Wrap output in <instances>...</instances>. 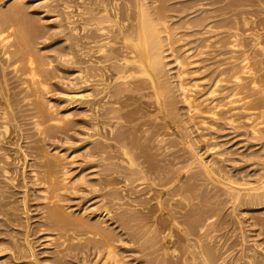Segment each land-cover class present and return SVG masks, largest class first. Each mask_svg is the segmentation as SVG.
Here are the masks:
<instances>
[{
  "label": "rangeland",
  "instance_id": "374dc122",
  "mask_svg": "<svg viewBox=\"0 0 264 264\" xmlns=\"http://www.w3.org/2000/svg\"><path fill=\"white\" fill-rule=\"evenodd\" d=\"M11 1H13V0H2L0 3L1 4L3 3L5 5V9H6V8H8L9 4L11 3ZM24 1H26L27 2V6H29V7H27L29 11H28V14L26 15V17L28 16L29 18L28 19L25 18L26 21H28V23L29 22H32V23L36 22V24H37L38 23L37 21L40 20L41 21V24L38 23L39 25L38 24L37 25L40 27V29H42L41 31H43V32H41L43 34L39 33L42 36L41 35H38L39 37L37 36L38 38H36L35 41H33L36 44H33L34 46H32V49H33V51L36 50V52H37L36 55H39V54H41L43 52L42 55L45 56L44 57L45 60L47 62H51L52 61V63H53L52 64L53 67L48 70V73H49V78L48 79L50 80L49 83L52 85V88H51L50 92L48 94H46L47 96L45 95L46 98L48 99L47 100L45 98V102H46L45 104L47 105L51 101L50 103L53 102L54 109L56 110V112L57 111H59V112H65L66 111V108L68 109L67 106H69V105H67V104H69V100H67V96L64 93H66V91H68L71 88V83L78 81L76 79L78 77V73L76 72V67H75V66L78 65L77 63H75V62H77V58H76L75 54L73 55V52H74L73 50L75 49V46L72 45V44H75V40H74L75 39V36L72 34V31L70 32V29L71 28L68 25V22L66 21L65 14H63L65 11H69V10L65 9V6L66 5H74V2H73V0H59V1L58 0H54V2H52L53 0H51L49 3H47L48 5L46 4L47 7H45V6H43V3L41 2L42 0H24ZM162 1H163V3H162ZM162 1L159 0V3L165 6V8L167 10L168 19L171 21L170 22L171 24L176 23L177 22V19H180L179 17H182L183 16V18H185V15L186 14H184V13H187L191 17L188 16V18H185V20L186 19L187 20H190V19L196 18L197 16L203 15V16H207L209 19L215 20V21L209 20V22L217 25L220 28L219 29L217 27L216 28L217 30L214 29V30L209 31V34H207L208 33L207 32L208 30H203V28H201V27H193L194 30H195L194 31L193 28L187 29V28H184L182 26H179V28H177L178 31L175 30V33H177V34L180 35V36L178 35L179 36L178 37V40H180V41L177 40L178 42H176V44L174 46V48L176 50L175 51L176 54L175 55L172 54L170 56L172 59L169 58L170 59L169 60L170 65L172 67L171 68L169 66V68H170V71H171V69H172V71L169 72V74L171 75V77L168 76L172 80H176L175 81V84H177V79L174 78V77H176L174 75V73L176 74V70H177V65L174 62L175 57L180 56L181 53H183V51L187 50V48L190 49V48L193 47V45L195 47L196 46L195 44H197L198 41L203 40V38H208V36L213 38L214 35H215V37L212 39V41H214L216 38L219 41L220 40L222 41V45L221 46H216L215 47V45H213L210 48L203 49L202 52L201 51H196L195 49H192L191 50V52H192L191 54L193 55L194 52H195V55L193 56V58L191 60L192 61V63H191L192 65H189L188 66L189 68L187 67L188 74L185 77V81L188 80L186 82H190L192 79H195L196 81H198L197 83H199L200 87L197 88L196 91L194 92V95L195 96H197V95L199 96V95L205 93L208 90L209 87L211 88L210 83L211 84L213 83V81L215 80L214 78L217 75V72H216L217 69L215 67H213V66H216L217 67L219 65V62H220L221 58L223 59V58H226L225 56H227V57L229 56L228 55L229 53L223 55L222 57H220L219 54L221 52L226 53L227 51H230V49L226 48V47H228L226 43L228 41H230V37L233 38L234 35H237L238 38H239V40L241 42H243L244 44H246V45L249 42L247 40L251 39L252 37L256 38L257 36L260 37L262 35L260 38L261 39H264V32H262V31H264L263 30L264 29V16H263L264 15L263 14L264 13V6L262 4H260L259 0H242L243 3L247 4V7L239 8V10H243L244 13L246 12L245 13V17L248 18L249 16H251V17L248 18L249 22H251L250 23V26H247V27L243 23V20H242L243 18H241L242 14H239V15L236 16V14H238L240 11L239 12L236 11V12L233 13V12L229 11V9L227 10V8L230 6V3L238 2V1H241V0H162ZM166 1H168V2H166ZM223 1H225V2H223ZM6 2H7V5H6ZM178 3H179V5H178ZM189 4H190V6H189ZM208 4H210V5H208ZM215 4H218V5H215ZM187 5L189 6V8L191 10L188 8ZM182 6H185V7H182ZM220 6H222L223 9ZM181 7H182V9H181ZM192 9H194V10H192ZM180 10H182V11H180ZM183 10H185V12ZM203 10H204V12H203ZM220 11L223 12V13H225V11H226L227 13L223 14ZM259 11H260V13H259ZM177 12H179V13H177ZM182 12H184V13H182ZM191 12H193V13L191 14ZM201 12H203V13H201ZM218 12H220L221 14L218 13ZM30 13L33 14V15H31ZM35 14H36V16H34ZM176 14H179V15L176 16ZM70 15H71V13H70ZM180 15H182V16H180ZM220 16H221V18H220ZM227 17H229V18H227ZM230 17L233 18L234 20L236 18L235 22ZM35 18H37V19H35ZM225 18L227 19L226 22H224V20H222V19H225ZM253 18H254V20H252ZM229 19H231L232 21L229 20ZM185 20L183 19L182 22L185 21ZM257 20H258V22H257ZM253 21H254V23H253ZM172 22H174V23H172ZM58 23H60L62 25H60ZM236 23H238V25H236ZM219 24H220V26H219ZM63 25H64V27H63ZM58 26H60V27H58ZM225 26H227V28H229V29L227 30V28ZM261 26L263 27V29L261 28ZM235 27H237L238 29H236ZM181 28L183 30H185V31H183ZM253 29H254L255 35L251 31ZM180 30H182L183 32L180 31ZM232 30H235L236 32L235 31H232ZM238 30H240L241 32H239ZM247 30L248 31H251V32H248ZM256 30H258V31L256 32ZM192 32H195L196 34L195 33H192ZM182 33L184 35H187L188 34L189 37L186 36V38H185V36ZM198 33H199V35H198ZM201 33H204V34H201ZM229 34L230 35L232 34V35L230 36ZM244 34H246V35L248 34L249 36L250 35L251 36L250 37L248 35L245 36ZM195 35L197 36V38H196ZM216 35H217V37H216ZM252 35H254V36H252ZM243 36H244V38H243ZM190 39H191V41H190ZM217 39H216V41H218ZM225 40H226V42H223ZM186 41H188L189 45H188V43ZM189 41L190 42H193V43H190ZM82 42H84V41H82ZM223 43H225V44H223ZM71 45H72L73 48H70ZM191 45H192V47H190ZM183 46H185V47H183ZM222 46H225V47H222ZM220 47H222V49ZM211 48H212L213 51L211 50ZM218 50H219V52H218ZM252 50H253L252 47H249V46L246 47V48H242V49L236 50L235 51V53H236L235 54V57L238 60L237 63L240 64L241 61L243 60L242 57L244 56L243 55L244 51H248V52L250 51L249 53L250 54H253V51ZM241 51H242V53H241ZM198 52H200V54ZM204 52H205V54L202 55ZM33 53L35 54V52H33ZM67 55H69V56H67ZM216 55L219 56L220 58L219 57H216ZM72 56H74V57H72ZM46 57H48V58H46ZM70 57L72 58V60H71ZM216 59H218V60L220 59V60L218 61ZM239 59H242V60H239ZM83 60H84L83 61V63H84L85 62V59H83ZM216 61H217V63H216ZM194 62H195V64H194ZM209 62L212 63V64H210ZM83 63H81L82 64L81 67L87 66V65H85ZM205 63L207 65L209 63V65L207 66ZM60 64H61V66H60ZM204 66H206V67L203 70V67ZM200 69H201V71H200ZM209 69H210V72H209ZM195 70H196L197 73H194ZM206 74H207V76H206ZM214 74H215V76H214ZM173 75H174V77H173ZM211 76L213 77V79H212ZM10 77H12V76H10ZM205 77H208V78H205ZM51 79H52V81H51ZM247 79L248 78H246L245 80H247ZM16 81H17L16 79H12V81H11V84L12 85L11 86L15 87L17 85V83L15 84ZM200 81H202V82H200ZM261 82H262V84L264 86V72L262 73ZM69 84H70V86H69ZM67 87H69V89H67ZM226 87H228V89ZM230 88H231V85H229V86L228 85H222V87H220V89H219L222 92L218 91V93H216V98L217 99H222L223 96H225L226 94L229 93ZM223 91H226V92H223ZM62 94H64L65 96L62 95ZM223 94H225V95H223ZM219 95L221 97H219ZM259 102L256 104L257 106L256 105L254 106V108H253V110L251 112L253 114L254 113L255 114L257 113V115H256L257 117L255 116V118L257 120L259 119L258 122L260 121L263 124L264 123V117H261V116H262V114L264 115V113H263L264 112V102H263V104L262 103H259ZM21 105L23 106V104H21ZM21 105H19V107H21ZM24 105H26V104H24ZM179 105H180V107H179ZM183 106H184V104L182 102H180L178 104V107L180 108V112L182 111L185 114V112H186L185 111V108H183V110L181 108ZM24 107L27 108V106H23V107H21L19 109L18 108V105L16 107H14L15 111H16V109H19V111L18 112L16 111L15 114H17L19 112H20V114H22L23 112H21V111H24V113L27 116H24L25 115L24 113L21 116L19 114H17V115L20 116L21 119L19 117H17V115H16V119L17 118H19V119H17V120L15 119L16 122H15V120H13V121L11 120L13 122V125L14 126L11 125V123L9 121V126L11 125L9 127L10 130L8 132L9 135L2 132L7 137L5 135H3V137L5 136V138H6V139L5 138L3 139L5 143H3V141L0 142V144H1L0 145V150L3 151L2 153L0 151V165L1 166H4V167L6 165H8L7 167L10 169V173L8 174L9 176L6 175V174L3 175V173H2L3 171L0 172L1 176L3 175L2 177L0 176V190L1 189L3 190V191L2 190L0 191L1 192L0 193V197L2 196L1 199H0V201L1 202L2 201H5V202H3L4 204H1L0 203V209L1 208H4L5 207V203H6V207L4 208V210H2V209L0 210V215L2 213V215L0 216V241L3 242V240H4V243L3 244H2V242H0V247H1L0 249L6 248L4 246H7L8 243H12V244L16 245V248L18 249L17 250L15 248L14 249L8 248L9 250L6 251L7 253L6 252L4 253L5 257L0 258V261H1L0 264H4V263L5 264H17L18 262H19L18 264H28V262H29V264L30 263L31 264H36V261H37V264H54L55 262H56L55 264H57V263L58 264H62V262H63V264H98L100 260H97V259L94 258V257H96V254L98 252L97 250H99V251L102 250V252H103L105 250V248H106L104 245H102L103 244V241H100L101 240L100 237H98L95 234V233L98 232V229H99V228H97L98 226H100V227H107L108 226L107 228L110 227V230L113 229V228H115V230L114 229L113 230L116 233L119 230V232H118L119 234L118 233L117 234L119 235V237L121 236V238L118 239L120 241V243L118 245V242H116V241H118L116 239L117 238V234H116V238H115V242L116 243L114 242V245H115V247L118 245L116 247L118 249H115V251L116 250H117L116 252L119 251L118 252L119 256L121 258L124 257L123 258L124 261L125 262L127 261L128 264H129V262H132L130 264H137L138 262L139 263L141 262L140 264H152V263L155 264V262H156V264H158L159 261H162L164 259V252H163V250H161V249H163V244H162L163 242L157 241V240L154 241V239H153L154 238V235H155V232H152L153 231V221H152L153 220L152 219V217H153V206H156V204H157V201H156V203H155V201H153V190L156 193V195L160 194V189L163 190L164 188H162L160 186H157V185H160L163 182H165L167 180H172L174 178H176L178 180V177L177 176L179 174H180V177H181V179L183 181H181V179H180V181H179L180 183L178 182L177 183V186L175 187L176 189L175 190L173 189V190L175 192L179 193V195L177 193L176 194L178 196H180L181 198H183V200L185 199V201L183 202V200H181L180 197H177V195L174 194L175 192L173 190H172L173 193H171L172 195L171 194H170V196L169 195H166L163 198V200H164L163 202H165V204L166 203H169V200H172L170 203H171L172 207L174 208V210L177 212V215L176 216L178 218L180 217L179 219L177 218L178 220H180L179 221V224H180L179 226L182 227L183 226V221L189 220V219L195 220L197 218L200 221L203 220L204 222L206 221V219H208L209 220V227H208V229L206 231H207V233L208 232L211 233L214 236V239L215 238H217V239L216 240L213 239L214 241H211L212 244L210 243V241L207 242L206 244L208 246L215 247V248L217 246V249L220 251L218 254H219V256H221L222 258L225 259V264H241V262H243L242 264H247V263L248 264H264V259H263L264 258L263 257L264 256V253H263L264 252V242H263L264 241V203H263L264 202V199H263L264 198V185H262L263 184L262 182L264 181V178H263L264 177L263 176L264 175V132H262L260 136H253L251 134L250 128L248 126V123H247L246 119H243L244 118L243 116H245V113L246 112H244L242 110L241 111L240 110H236V111L233 112V115H236V116L239 115V116H237V118L238 119L240 118L239 122L236 123V124H232V123H230V122H228L226 120H221V119H218L217 120V119H214V118H208V119H206L208 124L207 125H203V124L201 125V124H199V122L201 121V119H198L199 121H197V120L195 121V124L196 125L194 123H189V125H188V126H190L192 128L191 130H192L193 134H191L192 133L191 131L185 130L186 129L185 128L186 125H184V123H182L181 121H179V123L180 124L182 123L183 125L182 124L181 125L184 126L181 129L182 134L183 135L185 134L188 140L193 141V138H194L193 135L195 136V138L197 140H200L199 135L201 136V134L205 135L206 137L208 136L205 141H203L202 139L200 140L201 141V143H200V145H201L200 151L201 152L200 153L203 154V155H205L204 157H205V159L207 161L211 162L212 164L215 163V165L213 164L214 165V168H215V172H214L215 174H213V175L211 174V177L214 178V179H212L210 177V175L205 174L206 172L203 169H201V167L199 165L197 166V164L193 163L192 157H190V156H192L191 151L188 150L189 148L187 146H185V144H182L179 139L177 141V138L175 136H173L170 131H166L165 132V130L163 128H161L159 122L156 121V116H153L154 119H153V117H147V118L145 117L144 119H140L139 121H137L135 123V124H137L139 122V125L140 126L141 125L143 126V124H145V123H146L145 125H147V126L144 125L143 127L141 126V128L139 130L142 129V131H137V133H138V146L141 143V145L139 147H137L136 144H133L131 141H127L124 144L117 142L116 141V138H115V137H117L116 135H118V132H117L113 136V141H115V142H113L112 140H109L108 142H106V145H105V150H106L105 157L101 158V156L103 154H100L98 156V154H93V152H92V146L93 145L90 142V140L92 141V139H89V136L90 135L91 136L94 135L93 139L94 138L95 139L96 138L97 139H101V137H99L98 134H97V136L99 138L97 136H95L96 132L92 131V127L90 126V124H88V121L90 120V118H88V117H90V116L84 118V115H87L86 114L87 111L85 110V107L86 106L85 107L84 106H81V107L79 106V107H77L78 109L77 108L73 109L72 111H74V113L72 112L73 113V115L71 116L72 118H69V119H73L74 121H76V123H74L73 121H70L69 123H66L67 122L66 121L65 124H63V125L66 126L67 129L64 128V126L62 125L63 127L61 129L57 128L54 133H52L49 136H47V138H46L47 140L45 139L46 136H44V137L41 136L42 138H44V140H43L40 137V135L36 132L34 126H32V124H33V122L35 120L34 119L35 117H33L34 116L33 113H35V115H36L37 114V111L35 109H33V111L35 110V112L28 111V110H30V107H32V108H35V107H33V106H30L29 107L28 106L29 107V108H27L28 110L27 109L26 110H23V109H25ZM258 107H259V109H258ZM81 109L84 110V111L82 112ZM256 110H258V111H256ZM76 111H79V112H76ZM145 111H143V112H145ZM182 112H181V114L183 115ZM259 112H262V114L260 115ZM82 114H83V116H82ZM76 115L79 116V117H77ZM157 115L160 116V114H157ZM29 116H30L31 119H29ZM80 116L82 118H80ZM183 116L185 117V115H183ZM32 117H33V119H32ZM86 118H88V119H86ZM260 118L263 119V120L261 119L263 122L260 120ZM77 119H79V120L77 121ZM18 120H19V123L17 122ZM217 121H218V123H217ZM71 122H73V123H71ZM210 122H212V123H210ZM156 123H157V125H156ZM71 124H72V126H71ZM75 124H76V126H75ZM158 124H159V126H158ZM150 125L151 126L154 125L153 126L154 128L151 127ZM261 125H259V126L264 131V124L262 126ZM17 126H19L20 129ZM68 126H70V127H68ZM156 126H157V128H156ZM21 128H22V130H21ZM149 128H151V129H149ZM183 128H184V131H183ZM218 128H220V129H218ZM16 129L19 130V131H17ZM57 130L59 132H57ZM63 130L66 131V132H64ZM147 130H150V131H147ZM158 130H160V132ZM195 130H197V131H195ZM15 131H16V134H15ZM22 131H24V132H22ZM30 131H32V132H30ZM85 131H86V133H85ZM185 131L188 133V135L190 137L187 136V133ZM209 131H210V133H209ZM20 132H22L21 134L24 137L21 136ZM80 132H81V134H80ZM36 133L39 136H37ZM145 133H146L147 136L145 135ZM158 133H159L160 136L157 135ZM163 133H164V135H163ZM53 134H54V136H53ZM151 135H152V137H151ZM155 135H156V137H155ZM185 135H184V137H185ZM247 136H250V138L247 137ZM160 137L163 140L165 139L163 143L162 142H158L159 140H161V139H158ZM40 138L44 142L41 141ZM153 138H155V139H153ZM51 139H53V140H51ZM141 139H142V141H141ZM145 139H146V141H145ZM156 139H157V142L159 144L158 143L156 144V141H155ZM251 139H254V140L251 141ZM101 141H105V140L104 139H101ZM110 141H112V142H110ZM152 141L153 142L155 141V142L153 143ZM29 142H30V144H29ZM85 142H86L87 145L85 144ZM165 142H166V144L164 145ZM177 143H179V144H177ZM162 144H163V146H160ZM170 144H171V147H173L171 149L168 148V147H170ZM215 144H216V146H215ZM134 145H135V147H134ZM211 145H214L213 147H216V150L215 151L207 150L209 148V146L212 147ZM108 146H110L111 148H109ZM123 146H124V148H123ZM141 146H143V148ZM174 146H176V147H174ZM32 147L35 148V149H33ZM119 147H121V149ZM160 147H162V148L160 149ZM163 147H165V148H163ZM107 148H109V149H107ZM125 148H126V150L128 149L129 151L132 148L135 149V151H133V153H132L133 154L134 161L137 162L136 165L139 166V168H144L145 171L147 170L145 172V175H142L141 176V175L133 174V172L131 170V166L128 163L129 162V159L126 156H124V150H125ZM136 148H137V150H136ZM166 148H167V150H165ZM41 149H44V151L41 150ZM46 149H47V151H46ZM34 150H36V151L34 152ZM86 150L88 151L89 154L86 153L87 152ZM122 150H123V152H122ZM218 150H219V154L217 152ZM22 151H23V153H22ZM41 151H43L45 153H43ZM54 151L55 152L59 151V152H62V153L68 154V155L69 154L75 155V160H74V163H72V164L70 162H68V161H71V158H69V160L67 161V163H66L65 160L64 161H58L56 163H55V161L53 159L52 160L55 163V167H56L55 169L57 170V173L60 174L59 175V180H61L60 182H62V179H63L62 178L63 177L62 174H63V172L65 170L64 167L67 170L69 169L70 172H72V173H70L69 180H68L69 183L71 182V187L70 186L68 187L70 190L69 189L68 190H65V191L62 190V192L64 191L63 192L64 194L61 191H59V194L61 196V199H63V201L61 200L63 202V204H60V205H61L64 213L65 212L66 213L68 212L67 215L70 218H77L79 216V214H80L79 217H81V219L83 220V223H81L82 221L80 223L77 222L76 223L77 226L76 225H74V226L72 225L71 227L70 226H65L62 230H59V228H58L61 225L60 226L59 225L58 226L57 225H52V223H50L51 221H49V219H45V218H48V214L47 213H48L49 209L53 208L51 205L54 206V204L53 203L48 204V201H46L47 203H45V201H43L42 198H39V197L42 196V193L41 192L44 191L45 189H47V186L50 187L49 186V181L46 183V181L48 180V178H47V169L44 166L45 165L44 159H43L44 158V154H46V153L47 154L48 153L51 154L52 153V155H53L54 154ZM146 151H148V152H146ZM4 152H7V154L10 156V159L11 158L12 159L6 162V160L3 159L4 158L3 155L6 154ZM214 152H216L219 156L216 153H214ZM223 153H225V154H223ZM33 154H34V157H33ZM36 154H38V155H36ZM52 155H50V156H52ZM220 155H222L223 157H221ZM26 156H28V157L26 158ZM177 156H179V157H177ZM34 158L36 159V162H35V159ZM37 158H39V159H37ZM40 158L43 159V161ZM24 159H27L28 161L27 160H24ZM1 161H3V162H1ZM93 161H94V163H92ZM189 162H190V164L192 163V165H190V164L187 165ZM61 163H62V165H61ZM15 164H17V166ZM24 164L26 166H24ZM31 164H32V166H30ZM19 165H21V166H19ZM1 166H0V169L3 168ZM187 166H189V167H187ZM14 167L15 168L18 167V168L15 169V170H13ZM152 167H155V169L157 171L154 168H152ZM156 167H158V168H156ZM34 168H35V170L37 168L36 172H34L35 171ZM39 168H40V170H39ZM185 168L189 169V171L187 169H185ZM193 168H195V169H193ZM59 169H61V170H59ZM32 170H34L33 172L34 173H37L38 175H40V173H42V172L44 173V171H46L45 172L46 175H44V174L43 175H40L43 178H41V177L39 178V176H38L39 180L32 179L33 178L32 177L33 176ZM56 170H55V172H56ZM153 170L156 173L153 172ZM176 170H178V171H176ZM12 171H14V172H12ZM37 171H39V172H37ZM40 171H42V172H40ZM58 171H60V172H58ZM216 171H217V173H216ZM165 174H167V175H165ZM175 175H177V176H175ZM6 177H7V179H9V177H10V179L7 180ZM57 177H58V175H57ZM80 177H86V180L87 181H83V183H80V182L78 183L77 181L79 180ZM194 177H195V179H194ZM44 178H46V179H44ZM127 178H129L130 181H127V180L125 181V179H127ZM163 178H166V179H163ZM219 178L221 179V181L223 180L222 182H226V184H227V182H229L228 179L231 178L232 180L229 179L230 181H234L238 185L241 184L240 185L241 187L243 186V184H245V187L246 188L247 187H252V186L257 187V191L259 190L257 192L259 194V197L258 196L257 197L254 196V197H250V198L249 197H246V195L248 194V192H247V190H245L246 192L243 191L242 197L238 200L240 202L239 203V202L235 201V199L231 198L230 197V194H228V190L226 188H223V186H221V184L219 182H217V181H220ZM223 178H225V179H223ZM226 178H228V179H226ZM41 179L42 180L44 179L43 180L44 183H43V181H40ZM75 179H77L76 182H75ZM258 179H261V180L259 181ZM31 180H32V182H31ZM84 180H85V178H84ZM156 180H159L160 182L159 181H156ZM257 180L259 182H256ZM7 181H9V182H7ZM11 181L15 182L14 185L11 184V183H13ZM154 181L156 182V184H155ZM72 182H74V183H72ZM250 182H252L253 184L250 183ZM75 183H77V184H75ZM208 183H209V186H206ZM43 184H45V185L47 184V185L46 186H43ZM74 184L77 185V186H75ZM256 184H257V186H256ZM153 186H155V187H153ZM187 186H189L190 188L187 187ZM72 187H74L73 189H75V190L71 189ZM194 187H195V189H194ZM158 188H159V190H158ZM110 189H112V191ZM187 189H189V190L191 189L190 192ZM79 190H80V192H79ZM148 191H150L151 193L148 192ZM157 191H159V192H157ZM24 192L25 193L28 192V195L29 196L27 194H25ZM184 192L188 193V195L186 193H184ZM262 193H263V195H262ZM3 194H5V195H3ZM11 194H12V196H11ZM189 194H191V197L192 196H195V197L194 198L193 197L191 198L189 196ZM243 194L245 195V197H244ZM8 195H10V196H8ZM108 195L111 196L112 198L109 197ZM25 196H27V197H25ZM186 197H187V199L192 200V201L186 200ZM199 197H200V199H199ZM174 198H176L177 200L174 199ZM196 198H198V199H196ZM6 199H8V201ZM116 199L118 200V202H117ZM178 199L180 201H182V203H184V204H182L180 201H178ZM245 199H247V200L245 201ZM50 202H51V200H49V203ZM209 202H210V204H209ZM211 202H213V203H211ZM241 202H243V203H241ZM24 203H25V205H23ZM199 203H200V207H199ZM256 203H258V204H256ZM42 204H43V206H42ZM213 204L216 205V206H214ZM241 204H244V205H241ZM248 204H250V205L248 206ZM251 204H252V206H251ZM260 204H262V205H260ZM64 205H65V207H63ZM104 205L108 206V208L107 207L104 208L105 207ZM181 205H184V206H181ZM187 205H189L190 208ZM191 205L194 208L191 207ZM212 206H213V208L211 209ZM239 206H241V207H239ZM101 207L104 210H102ZM186 207H187V209H186ZM11 208H12V210H11ZM13 208H14V211H13ZM86 208H88V210ZM98 208L100 210H102V211L99 212V209ZM203 208H204V212L202 210ZM46 209H48L47 210V213H46ZM96 209L98 211H96ZM106 209H107V211L109 213H107V211H105ZM145 209H146V211H145ZM193 209H195V210H193ZM24 210H25V212H24ZM69 210L72 211V212H70ZM83 210H85L86 213H84ZM109 210L112 211V212H110ZM178 210H180V211L182 210L184 212V214L187 215V216L183 215V212L182 211H181L182 213H179L180 211H178ZM189 210H190V212H188ZM191 210H193V212ZM42 211H43V213H42ZM209 211L210 212L212 211V212L210 213ZM129 212H131V213H129ZM146 212H147V214H146ZM5 213H6V215H5ZM7 213H9L8 214V217L10 216L9 218L7 217ZM12 213L13 214L15 213V214L12 216ZM71 213H72V215H74V217H72ZM82 213H84V214L81 215ZM113 213L115 214V217H114V214ZM190 213H192L191 216H190ZM201 213H202V215H201ZM106 214H110V215L107 216ZM178 214H180V216H178ZM4 215L6 217H4ZM102 215H103L104 218L102 217ZM97 216H98V218H97ZM211 216H213V217H211ZM110 217L112 218V221L110 220L111 219ZM181 217H182V219H181ZM18 218H20V219H18ZM94 218L96 220H94ZM107 218H108V220H107ZM113 218L115 219V221H114ZM183 218H185V219H183ZM2 219H4L3 221H5L7 219L8 220H7V222L5 221V223H4L3 221H1ZM14 219H15L16 222L14 221ZM97 219H102L103 221L102 220L101 221L99 220L100 222H97L98 221ZM9 220H11V221H9ZM90 220H93V221H90ZM117 220H119L120 222L117 221ZM126 221H128V222H131L132 221V222L131 223H128ZM45 222H48L49 225L48 224H45L43 226L42 223H45ZM95 222L98 223V224H96ZM16 223H18V224H16ZM106 223H108V224H106ZM142 223H145L146 225L145 224H142ZM147 223H148V225H147ZM81 224H83L85 226H83ZM93 224H94V226L96 225V227H94ZM105 224H106V226H105ZM116 224L117 225L119 224V225L117 226ZM210 224H212V225H210ZM88 225H89V227H87ZM120 225H121L122 228L124 227L125 229L123 228V230H122V228L119 227ZM55 226H57L56 227L57 229L55 228ZM80 226H82L83 228L80 227ZM127 226H129V227H127ZM145 226H147V227H145ZM5 227L8 228V229H4ZM86 227H87V229H86ZM151 227H152V229L150 230ZM65 228L66 229L68 228V230H66ZM81 228H82V230L83 229H85V230L82 231ZM90 228H91V230H92V228H96V229H94V230L91 231ZM141 228H142V232L143 233L141 232ZM175 228H176V226L174 227V231H175V233H176L177 236H176V238H174V241H177V242H174V245L176 243V247L178 249H181L182 246H184V244H183L184 243V236H183L182 233L177 232L178 231V228L177 229H175ZM9 229H10L11 232L9 231ZM128 229H130V230H128ZM3 230H5V231H3ZM7 230H8V232H7ZM65 230H66V232H65ZM212 230H213V232H212ZM60 231H62V232L64 231L63 234ZM84 231H86L85 233H87V232H89V233H87L86 236H85ZM93 231H94V233H93ZM95 231H97V232H95ZM135 231H136V233H135ZM2 233L3 234H6V236L3 235ZM92 233L95 236H97V237H94V235ZM67 234H69V235H67ZM50 235H52V237H49ZM135 235L137 236V238H135L136 237ZM15 236H16V238H15ZM216 236H219V237H216ZM7 237H8V239H7ZM53 237L56 238V239L55 240L54 239L52 240ZM76 237L78 239H76ZM86 237L88 238V240H86L87 239ZM126 237H128V239ZM181 237H182V239H181ZM4 238H6V239H4ZM18 238H19V240H18ZM24 238H25V240H24ZM70 238H73V239H70ZM79 238H80L81 241L79 240ZM84 238H85V240H84ZM124 238H126V239H124ZM63 239L65 241L67 240L66 241V244H65V242H63ZM89 239H90V241H89ZM130 239H131L132 242L130 241ZM9 240H10V242H9ZM15 240H17V241H15ZM76 240H78V241H76ZM91 240H93L94 243L96 241V243L94 244L93 242H91ZM74 241H76V243ZM98 241H100V242H98ZM218 242H219V244H218ZM16 243H18V244H16ZM25 243H26L27 246L25 245ZM61 243H63V244H61ZM90 243H92V244H90ZM97 243L99 245L101 244V246H99V247L96 246ZM215 243H216V245H215ZM222 243H223V245L221 246ZM77 244H79V245L77 246ZM93 245L95 247H97L96 248L97 250L95 248H93L94 247ZM132 245H134V246H132ZM153 245H154V247H153ZM29 246L32 247L33 249L35 248L34 250L36 251V255L38 256V257H36V259H33V258L29 257L30 255L28 254V252H24V254H23L24 256L21 257L22 260L19 258L18 255L16 256V254H18V251L19 250H23L24 251V250L28 249ZM66 246H68V247H66ZM121 246H122V249L120 248ZM255 246H256V248H255ZM62 247L65 249V251L63 250ZM100 247L101 248L103 247L104 250L101 249ZM126 247L127 248L129 247L132 250H129V248L127 249ZM222 247L225 248V249H223ZM231 247H232V249H230ZM68 248L70 250L71 249L72 250L71 251L70 250L67 251ZM91 248L93 249V252H91ZM74 249H76V250H74ZM79 249H82V250H79ZM125 249H126V251H125ZM221 250H222V253L223 254L221 253ZM225 250H226V252H225ZM240 250H241V252H240ZM16 251H17V253L14 254V252H16ZM130 251H132V252L130 253ZM155 251H157V252H155ZM249 251H251V253ZM254 251H256V252H254ZM60 252H62V253L60 254ZM86 252L88 254H86ZM122 252H124V253H122ZM238 252H239V254H238ZM121 254H124L125 256L124 255L121 256ZM11 255L13 256L14 261L12 260V256ZM61 255H63V256L61 257ZM126 255H127V257H126ZM142 255L145 256V257H143ZM158 255H159V257H158ZM223 255H225V256H223ZM252 255H253V257H252ZM256 255H257V257L260 256V258L263 261L260 258H257ZM59 256H60V260H59L60 263L58 261ZM83 256L85 258V262L83 261L84 260ZM135 256H136V258H135ZM56 257H58V258H56ZM156 257H158V259ZM242 257H244V258H242ZM248 257H249V259L252 258V259H250L251 261L248 259ZM142 258H143L144 261L142 260ZM167 258H169V257H167ZM61 259H63V260L61 261ZM81 259H83V260L81 261ZM240 260H243V261L240 262ZM33 261H35V262H33ZM12 262H14V263H12ZM110 264H112V263L110 262ZM180 264H182V263H180Z\"/></svg>",
  "mask_w": 264,
  "mask_h": 264
},
{
  "label": "bare ground",
  "instance_id": "6f19581e",
  "mask_svg": "<svg viewBox=\"0 0 264 264\" xmlns=\"http://www.w3.org/2000/svg\"><path fill=\"white\" fill-rule=\"evenodd\" d=\"M2 0H0L1 2ZM51 0H42L41 2L43 3V6L47 7V3H49ZM59 1V0H58ZM162 1V0H160ZM30 2V1H29ZM35 2V1H34ZM54 2V0L52 1ZM74 5H66L65 9L69 10V11H65L63 14H65L66 17V21L68 22V25L70 26V32L72 31V34L75 36V44H72L73 46H75V49L73 50V55L75 54L76 58H77V63L75 66L76 67V72L78 73V77L76 78L78 81L77 82H73L71 83V88L69 89V87H67V89H69L68 91H66V93H64L67 96V100H69V106L68 109L66 108L65 112H59L54 109V105L53 102L52 103H48L47 105L45 104V98H46V94H48L52 88V85L49 83V73L48 70L51 69L52 66V61L51 62H47L45 60V56L42 55L43 52L39 55H36L37 52L36 50L33 51L32 46H34L33 41H35L36 38H38V35H41L43 33V31H41L42 29H40V27L38 26L41 21H37L38 25L36 24V22L32 23L26 21V19H28L29 17L26 15L28 14V8L29 6H27V2L24 0H13L11 1V3L9 4L8 8L5 9V5L2 3H0V142L3 141L4 142V138H5V134H8L9 130H10V126L13 125V120L16 119V115L19 114L20 116L23 115L24 111L22 114L17 113L15 114V112L19 111V109L23 106H27V108H29L30 106H33L35 108L30 107V110H28L26 107H24L25 109L23 110H28V111H33V109H35L37 111V114L35 115V113H33V117H35L34 122L32 124V126H34L36 132L40 135V137H45V139L47 138V136H49L50 134L54 133L56 131L57 128L61 129L66 123H69L70 121H73L74 123H76V121H74L73 119H69L72 118L71 116L73 115L74 111H72L73 109L77 108V107H81V106H86L85 110L88 112H86L87 115H84L85 117L90 118V120L88 121V124H90V126L92 127V131L96 132L95 136L101 137V139H104L105 141H101V139H93L94 135H90L89 139H92V141L90 140L92 146V152L93 154H98V156L100 154H103L101 156V158L105 157V145L106 142H108L109 140L113 141V136L114 134H116L118 132V135H116V141L119 143H125L127 141H131L133 144H136L137 147H139L141 145V143L138 146V133L137 131H142L139 130L141 128V126L139 125V122L137 124H135L137 121H139L140 119H144L145 117H153L156 116V121L159 122L161 128H163L166 131H170L172 133L173 136H175L181 141L182 144H185V146H187L189 149V151H191L192 156V161L193 163L197 164V166L199 165L201 167V169H203L206 173L210 175L211 174H215V168L214 165L215 163H211L209 161H207L205 159V155L201 154L200 152V143H201V139L203 141L206 140L205 135L201 134L200 140H197L195 138V136L193 135V141L188 140L186 135L184 137V135L182 134V126L184 123V125H186V129L185 130H189L192 132V128L189 125V123H194L195 121H199L198 119H201V121L199 122V124H203V125H207V120L208 118H214V119H221V120H226L232 124H236L239 122L240 118L238 119L237 116L239 115H233V112L236 110H242L245 113V116H243V119H246L248 126L250 128V132L253 136H260L262 132H264L259 125H261L262 123L255 118V116L257 115V113L254 115L251 111L253 110L254 106L259 102L262 103L264 102V86L261 82V77H262V73L264 72V39H261L260 37L262 36H257L256 38L252 37L251 39L247 40L249 41L248 44H244L243 42H241L238 38L237 35H234L233 38L230 37V41H228L226 44L228 47V49H230V51H227L226 53L221 52L219 55L220 57H222L223 55L229 53L228 57L225 56L226 58H221L219 65L213 66L217 69V75L215 76V80L213 81V83L211 85V88L209 87L208 90L201 94V95H194V92L196 91L197 88L200 87L199 83H197L198 81H196L195 79H192L190 82H186L188 80L185 81V77L188 74L187 72V67L189 65H192V58L195 55H192L191 50L195 49L196 51H201L205 48H210L213 45L216 46H221L222 45V41L217 40L216 39L214 41H212V37L208 38H203V40L198 41L197 44H195L196 46L192 47V45L190 47L192 48H187V50L183 51V53H181L180 56L175 57L174 62L177 65V70H176V74L174 73V75L177 77H173L175 79H177V84H175L176 80H172L171 78H169L168 76L171 77V75L169 74L170 68V62H169V58H171L170 56L173 54L175 55V44L176 42L180 41L178 40V37L180 36L179 34L175 33V30L178 31L177 28H179V26H182L184 28L190 29L193 27H201L203 28V30H208L206 33L209 34V31L216 29L218 26L209 22V20H213V19H209L207 16H197L196 18L190 19V20H185V18H188L187 13H184L185 10H183L185 15V18L179 17L180 19H177V22L174 24H171L170 20L168 19V15H167V10L165 8L164 5L159 3V0H73ZM72 2V3H73ZM168 2V1H166ZM165 2V3H166ZM171 2V1H170ZM179 2V1H178ZM184 2V1H183ZM214 2V1H213ZM222 2V1H221ZM225 2V1H223ZM229 2V1H228ZM260 4H262L264 6V0H259ZM67 3V2H66ZM163 3V1H162ZM199 3V2H198ZM218 3V2H217ZM252 3V2H251ZM29 4V3H28ZM47 4V5H46ZM213 4V3H212ZM7 5V2H6ZM179 5V3H178ZM185 5V4H184ZM210 5V4H208ZM218 5V4H215ZM261 5V6H262ZM42 6V5H41ZM188 6V5H187ZM190 6V4H189ZM188 6V8H189ZM194 6V5H193ZM196 6V5H195ZM200 6V5H199ZM258 6V5H257ZM260 6V7H261ZM44 7V8H45ZM50 7V6H49ZM167 7V6H166ZM185 7V6H182ZM181 7V9H182ZM205 7V6H204ZM208 7V6H207ZM222 7V6H220ZM244 8L247 7V4L243 3L242 0L238 1V2H234V3H230V6L227 8V10L229 9V11L231 12H236V11H240L237 15L242 14L241 18H243V23L244 25L250 26V23L248 18L251 17L249 16L248 18L245 17V13L243 10H239V8ZM254 7V6H253ZM43 8V7H42ZM192 8V7H191ZM198 8V7H197ZM250 8V7H249ZM64 9V10H65ZM174 9V8H173ZM176 9V8H175ZM187 9V8H186ZM190 9V8H189ZM212 9V8H211ZM214 9V8H213ZM223 9V7H222ZM263 9V8H262ZM191 10V9H190ZM194 10V9H192ZM226 10V11H227ZM182 11V10H180ZM189 11V10H188ZM225 11V13H227ZM68 12V13H67ZM71 15H70V13ZM195 12V11H194ZM204 12V10H203ZM201 12V13H203ZM207 12V11H206ZM221 12V11H220ZM218 12V13H220ZM179 13V12H177ZM193 12H191L192 14ZM215 13V12H214ZM223 13V12H221ZM220 13V14H221ZM223 13V14H225ZM254 13V12H253ZM258 13V12H257ZM260 13V11H259ZM31 14V13H30ZM183 14V15H184ZM190 14V13H189ZM213 14V13H212ZM231 14V13H230ZM248 14V13H247ZM250 14V13H249ZM264 14V13H263ZM33 15V14H31ZM70 15V16H69ZM179 14H176V16ZM200 15V14H199ZM205 15V14H204ZM214 15V14H213ZM228 15V14H227ZM36 16V14L34 15ZM60 16V15H59ZM175 16V17H176ZM226 16V15H225ZM232 16V15H231ZM264 16V15H263ZM64 17V18H65ZM174 17V16H173ZM191 17V16H190ZM213 17V16H212ZM223 17V16H222ZM233 17V16H232ZM26 18V19H25ZM40 18V17H39ZM214 18V17H213ZM217 18V17H216ZM219 18V17H218ZM221 18V16H220ZM219 18V19H220ZM229 18V17H227ZM231 18V17H230ZM37 19V18H35ZM34 19V20H35ZM185 20L182 22V20ZM218 19V20H219ZM233 19V18H231ZM229 19V20H231ZM260 19V18H259ZM262 19V18H261ZM61 20V19H60ZM224 20V22L227 21V19H222ZM234 20V19H233ZM236 20V18H235ZM234 20V22H235ZM251 20V19H250ZM254 20V18L252 19ZM179 21V22H178ZM215 21V20H213ZM212 21V22H213ZM217 21V20H216ZM220 21V20H219ZM232 21V20H231ZM260 21V20H259ZM233 22V23H234ZM237 22V21H236ZM258 22V20H257ZM223 23V22H222ZM232 23V22H231ZM254 23V21H253ZM60 24V23H58ZM62 25V24H60ZM67 25V26H68ZM236 25H238V23H236ZM242 25V24H241ZM252 25V24H251ZM220 26V24H219ZM222 26V25H221ZM244 26V27H245ZM259 26V25H258ZM42 27V26H41ZM60 27V26H58ZM64 27V25H63ZM227 28V26H225ZM234 27V26H233ZM238 27V26H237ZM237 27H235L236 29H238ZM62 28V27H61ZM60 28V29H61ZM219 28V27H218ZM223 28V27H222ZM240 28V27H239ZM261 28L263 29V27L261 26ZM44 29V28H43ZM182 29V28H181ZM220 29V28H219ZM229 28H227L228 30ZM248 29V28H247ZM256 29V28H255ZM183 30V29H182ZM180 30V31H182ZM192 30V29H191ZM194 30V28H193ZM192 30V31H193ZM198 30V29H197ZM202 30V29H201ZM202 30V31H203ZM217 30V29H216ZM242 30V29H241ZM245 30V29H244ZM249 30V29H248ZM247 30V31H248ZM264 30V29H263ZM185 31V30H183ZM182 31V32H183ZM195 31V30H194ZM223 31V30H222ZM235 31V30H232ZM239 32H241L240 30H238ZM252 33L255 35L254 33V29L251 30ZM248 31V32H251ZM258 30H256L257 32ZM197 32V31H196ZM201 32V31H200ZM236 32V31H235ZM243 32V31H242ZM247 32V33H248ZM264 32V31H262ZM41 33V34H39ZM180 33V32H179ZM187 33V32H186ZM189 33V32H188ZM195 33V32H192ZM213 33V32H212ZM215 33V32H214ZM183 34V33H182ZM191 34V33H190ZM189 34V35H190ZM196 34V33H195ZM204 34V33H201ZM236 34V33H235ZM179 35V36H178ZM184 35V34H183ZM199 35V33H198ZM230 35V34H229ZM232 35V34H231ZM230 35V36H231ZM239 35V34H238ZM245 36H247L246 34H244ZM252 35V36H254ZM38 36V37H37ZM42 36V35H41ZM40 36V37H41ZM185 38L187 35H184ZM192 36V35H191ZM196 36V35H195ZM212 36V35H211ZM221 36V35H220ZM219 36V37H220ZM249 36V35H248ZM251 36V35H250ZM249 36V37H250ZM72 37V36H71ZM182 37V36H181ZM199 37V36H198ZM217 37V35H216ZM228 37V36H227ZM240 37V36H239ZM197 38V36H196ZM202 38V37H201ZM244 38V36H243ZM242 38V39H243ZM263 38V37H262ZM181 39V38H180ZM193 39V38H192ZM220 39V38H219ZM70 40V39H69ZM178 40V41H177ZM194 40V39H193ZM192 40V41H193ZM200 40V39H199ZM229 40V39H228ZM84 41V42H82ZM183 41V40H182ZM191 41V39H190ZM189 41V42H190ZM195 41V40H194ZM243 41V40H242ZM188 43V41H186ZM223 42H226L223 41ZM193 43V42H190ZM225 44V43H223ZM71 45L70 48H73ZM189 45V43H188ZM180 46V45H179ZM187 46V45H186ZM252 47V51L253 54H250L248 51H244L243 53V57L240 64L237 63V58L235 57V51L242 49V48H246V47ZM185 47V46H183ZM225 47V46H222ZM222 47H220L222 49ZM180 48V47H179ZM35 49V48H34ZM184 50V49H183ZM212 50V48H211ZM245 50V49H244ZM247 50V49H246ZM251 50V49H250ZM43 51V50H42ZM205 51V50H204ZM213 51V50H212ZM217 51V50H216ZM222 51V50H221ZM35 52V54L33 53ZM208 52V51H207ZM215 52V51H214ZM219 52V50H218ZM40 53V52H39ZM197 53V52H196ZM200 54V52H198ZM242 53V51H241ZM183 54V55H182ZM205 52L202 54L204 55ZM197 55V54H196ZM240 55V54H239ZM242 55V54H241ZM55 56V55H54ZM69 56V55H67ZM212 56V55H211ZM238 56V55H237ZM74 57V56H72ZM196 57V56H195ZM216 57H219L216 55ZM215 57V58H216ZM219 57V58H220ZM48 58V57H46ZM71 58V57H70ZM210 58V57H209ZM214 58V57H213ZM83 59H85V62L83 63ZM172 59V58H171ZM201 59V58H200ZM61 60V59H60ZM72 60V58H71ZM218 60V59H216ZM218 60V61H219ZM57 61V60H56ZM198 61V60H197ZM204 61V60H203ZM54 62V61H53ZM211 62V61H210ZM209 62V63H210ZM214 62V61H213ZM81 63L87 65L85 67H81ZM208 63V65H209ZM217 63V61H216ZM195 64V62H194ZM206 64V63H205ZM212 64V63H210ZM214 64V63H213ZM75 65V64H74ZM73 65V66H74ZM174 65V64H173ZM207 65V64H206ZM207 65V66H208ZM61 66V64H60ZM84 66V65H83ZM200 66V65H199ZM203 66V65H202ZM72 67V66H71ZM206 66L203 67V70ZM66 68V67H65ZM172 68V67H171ZM174 68V67H173ZM189 68V67H188ZM200 68V67H199ZM175 69V68H174ZM213 69V68H212ZM55 70V69H54ZM214 70V69H213ZM52 71V70H51ZM190 71V70H189ZM192 71V70H191ZM201 71V69H200ZM199 71V72H200ZM59 72V71H58ZM206 72V71H205ZM210 72V69H209ZM51 73V72H50ZM57 73V72H56ZM55 73V74H56ZM194 73H197L196 70ZM192 74V73H191ZM205 74V73H204ZM209 74V73H208ZM53 75V74H52ZM74 75V74H73ZM193 75V74H192ZM12 76V77H10ZM55 76V75H54ZM167 76V77H166ZM207 76V74H206ZM246 76V77H245ZM53 77V76H52ZM212 77V76H211ZM51 78V77H50ZM173 78V79H174ZM189 78V77H188ZM208 78V77H205ZM246 78H248L247 80H245ZM12 79H16L17 81L15 82V84L17 83V85L15 87L11 86V81ZM213 79V77H212ZM52 81V79H51ZM73 81V80H72ZM211 81V82H212ZM202 82V81H200ZM68 85V84H67ZM222 85H231L230 91L228 94H223L225 96H223L222 99H217L216 98V93H218V91H220V87H222ZM57 86V85H56ZM70 86V84H69ZM204 87V86H203ZM54 88V87H53ZM228 89V87H226ZM225 88V89H226ZM59 89V88H58ZM201 89V88H200ZM227 91V90H226ZM223 91V92H226ZM222 92V91H220ZM63 93V92H62ZM62 94V95H64ZM220 94V93H219ZM46 95V96H45ZM64 95V96H65ZM218 97V96H217ZM219 97H221L219 95ZM218 97V98H219ZM47 99V98H46ZM48 100V99H47ZM68 102V101H67ZM182 102L184 104L182 108H185V114L183 113V115H185V117L181 114L180 112V105L178 107V104ZM23 104V106L21 105ZM26 104V105H24ZM18 105L19 109H14V107ZM19 105H21V107H19ZM182 105V104H181ZM29 106V107H28ZM257 106V105H256ZM263 106V105H262ZM70 107V108H69ZM144 110H143V109ZM263 108V107H262ZM32 109V110H31ZM78 109V108H77ZM84 109V108H83ZM256 109V108H255ZM254 109V110H255ZM259 109V107H258ZM35 110L33 112H35ZM82 110V109H81ZM146 110V111H145ZM80 111V110H79ZM76 111V112H79ZM84 110H82L83 112ZM145 111V112H143ZM258 111V110H256ZM56 112V113H55ZM73 112V113H72ZM263 112V111H262ZM262 112H259V114L261 115ZM264 113V112H263ZM25 114V113H24ZM84 114V113H83ZM82 114V116H83ZM157 114H160V116H158ZM244 114V113H243ZM17 115V117L20 118V116ZM24 116H27L26 114ZM77 116V115H76ZM241 116V115H240ZM32 117V119H33ZM79 117V116H77ZM257 117V116H256ZM261 117H264V115L262 114ZM17 118V119H19ZM24 118V117H23ZM28 118V117H27ZM74 118V117H73ZM80 118H82L80 116ZM86 118V119H88ZM16 119V120H17ZM21 119V118H20ZM29 119L30 116H29ZM154 119V117H153ZM213 119V120H214ZM262 118H260L261 120ZM12 120V121H11ZM15 120V122H16ZM25 120V119H24ZM79 119H77L78 121ZM84 120V119H83ZM147 120V119H146ZM263 120V119H262ZM261 120V121H262ZM9 121L11 123V125L9 126ZM33 121V120H32ZM85 121V120H84ZM142 121V120H141ZM148 121V120H147ZM152 121V120H151ZM179 121H181L182 125L179 123ZM19 123V120L17 121ZM71 122V123H73ZM87 122V121H86ZM144 122V121H143ZM209 122V121H208ZM216 122V121H215ZM263 122V121H262ZM78 123V122H77ZM197 123V122H196ZM212 123V122H210ZM218 123V121H217ZM17 124V123H16ZM23 124V123H22ZM54 124V125H53ZM142 124V123H141ZM146 124V123H145ZM143 124V126L145 125ZM151 124V123H150ZM158 124V126H159ZM198 124V125H199ZM245 124V123H244ZM264 124V123H263ZM262 124V125H263ZM19 125V124H18ZM26 125V124H25ZM63 125V126H62ZM157 125V123H156ZM196 125V124H195ZM261 125V126H262ZM14 126V125H13ZM20 126V125H19ZM19 126H17L19 128ZM23 126V125H22ZM31 126V127H32ZM72 126V124H71ZM76 126V124H75ZM142 126V127H143ZM147 126V125H145ZM151 126V125H150ZM154 126V125H153ZM151 126V127H153ZM188 126V127H187ZM212 126V125H211ZM234 126V125H233ZM21 127V126H20ZM25 127V126H24ZM70 127V126H68ZM16 128V127H15ZM64 128H66V126H64ZM88 128V127H87ZM154 128V127H153ZM157 128V126H156ZM202 128V127H201ZM20 129V128H19ZM33 129V128H32ZM58 129V130H59ZM67 129V128H66ZM73 129V128H72ZM89 129V128H88ZM145 129V128H144ZM151 129V128H149ZM212 129V128H211ZM220 129V128H218ZM17 130V129H16ZM22 130V128H21ZM20 130V131H21ZM57 130V132H59ZM69 130V129H68ZM198 130V129H197ZM195 130V131H197ZM206 130V129H205ZM204 130V131H205ZM19 131V130H17ZM61 131V130H60ZM64 131V130H63ZM146 131V130H145ZM144 131V132H145ZM150 131V130H147ZM160 132V130H158ZM184 131V128H183ZM200 131V130H199ZM5 134H3V133ZM24 132V131H22ZM20 132V134L22 133ZM27 132V131H26ZM32 132V131H30ZM66 132V131H64ZM70 132V131H69ZM76 132V131H75ZM89 132V131H88ZM186 132V131H185ZM184 132V133H185ZM36 133V134H37ZM84 133V132H83ZM86 133V131H85ZM90 133V132H89ZM147 133V132H146ZM145 133V135H146ZM187 133V132H186ZM190 133V132H189ZM199 133V132H198ZM210 133V131H209ZM16 134V131H15ZM26 134V133H25ZM35 134V135H36ZM37 134V136H39ZM81 134V132H80ZM93 134V133H92ZM148 134V133H147ZM153 134V133H152ZM193 134V132L191 133ZM190 134V135H191ZM3 135H5L3 137ZM9 135V134H8ZM11 135V134H10ZM32 135V134H31ZM68 135V134H67ZM88 135V134H87ZM154 135V134H153ZM158 136L159 133L157 134ZM164 135V133H163ZM162 135V136H163ZM207 135V134H206ZM22 136V134H21ZM30 136V135H29ZM33 136V135H32ZM31 136V137H32ZM54 136V134H53ZM97 136V137H98ZM147 136V135H146ZM145 136V137H146ZM166 136V135H165ZM169 136V135H168ZM187 136L188 133H187ZM192 136V135H191ZM7 137V136H6ZM24 137V136H22ZM41 137V138H42ZM52 137V136H51ZM88 137V136H87ZM98 137V138H99ZM152 137V135H151ZM154 137V136H153ZM156 137V135H155ZM190 137V136H189ZM250 138V136H247ZM11 138V137H10ZM35 138V137H34ZM40 138V139H41ZM50 138V137H49ZM163 138V137H162ZM261 138V137H260ZM6 139V138H5ZM36 139V138H35ZM44 140V138H42ZM41 139V141H43ZM155 139V138H153ZM158 139H161L158 138ZM170 139V138H169ZM16 140V139H15ZM47 140V139H46ZM53 140V139H51ZM64 140V139H63ZM165 140V139H164ZM163 139L159 140L158 142H164ZM249 140V139H248ZM254 139H251V141ZM50 141V140H49ZM48 141V142H49ZM89 141V140H88ZM110 141V142H112ZM142 141V139H141ZM146 141V139H145ZM156 144L157 139L155 140ZM154 141V142H155ZM168 141V140H167ZM166 141V142H167ZM175 141V140H174ZM208 141V140H207ZM246 141V140H245ZM44 142V141H43ZM42 142V143H43ZM51 142V141H50ZM115 142V141H113ZM140 142V141H139ZM153 142V141H152ZM153 142V143H154ZM166 142L164 143V145L166 144ZM169 142V141H168ZM214 142V141H213ZM10 143V142H9ZM89 143V142H88ZM130 143V142H129ZM206 143V142H205ZM209 143V142H208ZM250 143V142H249ZM30 144V142H29ZM45 144V143H44ZM59 144V143H58ZM61 144V143H60ZM86 144V142H85ZM118 144V143H117ZM159 144V143H158ZM179 144V143H177ZM213 144V143H212ZM1 145V144H0ZM8 145V144H7ZM87 145V144H86ZM208 145V144H207ZM12 146V145H11ZM16 146V145H15ZM14 146V147H15ZM29 146V145H28ZM39 146V145H38ZM48 146V145H47ZM62 146V145H61ZM121 146V145H120ZM160 146H163L160 145ZM167 146V145H166ZM178 146V145H177ZM212 147L209 146V148L207 150L210 151H215L216 147H213L214 145H211ZM216 146V144H215ZM4 147V146H3ZM7 147V146H6ZM41 147V146H40ZM109 148H111L110 146H108ZM135 147V145H134ZM143 148V146H141ZM176 147V146H174ZM206 147V146H205ZM33 148V147H32ZM42 148V147H41ZM89 148V147H88ZM107 148V149H109ZM115 148V147H114ZM121 149V147H119ZM124 148V146H123ZM162 147H160L161 149ZM165 148V147H163ZM169 149L173 148L168 147ZM207 148V147H206ZM15 149V148H14ZM35 149V148H33ZM39 149V148H38ZM53 149V148H52ZM130 149V148H129ZM139 149V148H138ZM145 149V148H144ZM183 149V148H182ZM185 149V148H184ZM202 149V148H201ZM19 150V149H18ZM21 150V149H20ZM44 151V149H41ZM56 150V149H55ZM90 150V149H89ZM111 150V149H110ZM137 150V148H136ZM140 150V149H139ZM138 150V151H139ZM156 150V149H155ZM167 150V148L165 149ZM230 150V149H229ZM1 151V150H0ZM33 151V150H32ZM36 150H34L35 152ZM41 151V152H43ZM47 151V149H46ZM87 151V150H86ZM108 151V150H107ZM133 151H135L134 148H132L130 151L126 148L124 150V156H126L129 159V165L131 166V170L133 172V174H137V175H145V171L144 168H139V166L136 165L137 162L134 161L133 158ZM161 151V150H160ZM3 151H1L2 153ZM50 152V151H49ZM53 152V151H52ZM123 152V150H122ZM148 152V151H146ZM219 154V150L217 151ZM221 152V151H220ZM5 155H3V159L7 161L11 160L10 156L7 154V152ZM3 153V154H4ZM23 153V151H22ZM40 153V152H39ZM45 153V152H43ZM87 154L88 151L86 152ZM109 153V152H108ZM170 153V152H169ZM190 153V152H189ZM216 153V152H214ZM31 154V153H30ZM171 154V153H170ZM190 154V155H191ZM217 154V153H216ZM217 154V155H218ZM225 154V153H223ZM28 155V154H27ZM38 155V154H36ZM40 155V154H39ZM43 155V154H42ZM51 154H44V163H45V168L47 169V178L48 180L46 181V183L49 181V186H47V189H45L44 191H42V196L39 198H42L43 201H45V203H47L46 201H48V204L53 203V205H51L53 208L49 209L48 213L46 209V213L48 214V218L45 219H49V221H51L50 223H52V225H61L59 228V230H62L65 226H74L76 225L77 222H81L83 223V220L81 219L80 214L77 218H70L67 213L63 211L62 207L60 204H63V199H61V196L59 194V191L62 192V190H68L69 186L71 187V182L69 183V176H70V170L66 169L64 167V172H63V179L62 182H60L61 180H59V175L57 173V170L55 169V163L58 161H67L69 160V158H71L70 162L71 164L74 163L75 160V155H71V154H65L62 152H55L52 156ZM135 155V154H134ZM174 155V154H173ZM230 155V154H229ZM22 156V155H21ZM51 158H50V157ZM95 156V155H94ZM149 156V155H148ZM186 156V155H185ZM219 156V155H218ZM221 157H223L222 155H220ZM2 157V156H1ZM20 157V156H19ZM28 156H26L27 158ZM34 157V154H33ZM96 157V156H95ZM94 157V158H95ZM136 157V156H135ZM150 157V156H149ZM179 157V156H177ZM42 158V157H41ZM40 158V159H41ZM92 158V157H91ZM93 158V159H94ZM99 158V157H98ZM175 158V157H174ZM20 159V158H19ZM33 159V158H32ZM35 159V158H34ZM39 159V158H37ZM43 159H41L43 161ZM55 163H54V161ZM100 159V158H99ZM15 160V159H14ZM27 160V159H24ZM23 160V161H24ZM86 160V159H85ZM106 160V159H105ZM175 160V159H174ZM28 161V160H27ZM38 161V160H37ZM97 161V160H96ZM3 162V161H1ZM36 162V159H35ZM91 162V161H90ZM5 163V162H4ZM10 163V162H9ZM28 163V162H27ZM94 163V161L92 162ZM190 162L187 164L189 165ZM4 165V164H3ZM11 165V164H10ZM17 166V164H15ZM34 165V164H33ZM41 165V164H40ZM62 165V163H61ZM60 165V166H61ZM179 165V164H178ZM192 165V163L190 164ZM1 166V165H0ZM8 165L1 166L3 168H1L0 172L6 175H8L10 173V169L7 167ZM15 166V167H16ZM21 166V165H19ZM24 166H26L24 164ZM32 166V164L30 165ZM43 166V167H44ZM141 166V165H140ZM13 168V170L17 169V168ZM36 167V166H35ZM58 167V166H57ZM62 167V166H61ZM68 167V166H67ZM189 167V166H187ZM192 167V166H191ZM217 167V166H216ZM38 168V167H37ZM36 168V170H37ZM59 168V167H58ZM155 169V167H152ZM158 168V167H156ZM184 168V167H183ZM218 168V167H217ZM43 169V168H42ZM63 169V168H62ZM187 169V168H185ZM195 169V168H193ZM12 170V169H11ZM35 170V168H34ZM32 170V172L34 171ZM36 170L34 172H36ZM40 170V168H39ZM56 170V172H55ZM61 170V169H59ZM156 170V169H155ZM159 170V169H158ZM179 170V169H178ZM176 170V171H178ZM182 170V169H181ZM189 171V169H187ZM217 170V169H216ZM220 170V169H219ZM157 171V170H156ZM185 171V170H184ZM222 171V170H221ZM14 172V171H12ZM18 172V171H17ZM32 173L33 174V178L35 180H39V178H43L40 175H46V171H44V173L42 171V173H40V175H38L37 173ZM39 172V171H37ZM60 172V171H58ZM153 172H155L153 170ZM161 172V171H160ZM16 173V172H15ZM31 173V172H30ZM62 173V172H61ZM156 173V172H155ZM154 173V174H155ZM163 173V172H162ZM173 173V172H172ZM181 173V172H180ZM188 173V172H187ZM217 173V171H216ZM219 173V172H218ZM13 174V173H12ZM17 174V173H16ZM160 174V173H159ZM164 174V173H163ZM178 174V173H177ZM182 174V173H181ZM184 174V173H183ZM221 174V173H220ZM2 175V176H3ZM24 175V174H23ZM31 175V174H30ZM58 175V177H57ZM85 175V174H84ZM83 175V176H84ZM167 175V174H165ZM194 175V174H193ZM1 176V174H0ZM1 176V177H2ZM9 176V175H8ZM39 176V178H38ZM173 176V175H172ZM177 176V175H175ZM217 176V175H216ZM227 176V175H226ZM262 176V175H261ZM264 176V175H263ZM262 176V177H263ZM16 177V176H15ZM25 177V176H24ZM45 177V176H44ZM132 177V176H131ZM130 177V178H131ZM167 177V176H166ZM178 180L176 178L172 179V180H167L165 182H163L160 185L162 188H164L163 190L160 189V194L156 195V193L153 190V201H157L156 206H153V217H152V221H153V231L155 232L154 235V241H161L163 242V252H164V259L162 261H159L158 264H225V259L222 258L221 256H219V250L215 247H211L208 246L206 243L210 241H214L217 238L214 239V236L211 233H207V229L209 227V220L206 219V221L204 222L203 220L200 221L199 219H189V220H185L183 221V228L181 226H179V218L176 216L177 212L174 210V208L171 205V201L169 200V203L163 202V198L166 195H169L172 192V190L176 189L175 187L177 186V183L180 181L181 177L180 174L177 176ZM189 177V176H188ZM214 177V176H213ZM221 177V176H220ZM223 177V176H222ZM13 178V177H12ZM17 178V177H16ZM85 178V180H84ZM191 178V177H190ZM212 178V177H211ZM261 178V177H260ZM264 178V177H263ZM7 179V177H6ZM10 179V177H9ZM7 179V180H9ZM14 179V178H13ZM46 179V178H44ZM43 179V180H44ZM166 179V178H163ZM169 179V178H168ZM195 179V177H194ZM193 179V180H194ZM207 179V178H206ZM214 179V178H212ZM220 179V178H219ZM218 179V180H219ZM225 179V178H223ZM228 179V178H226ZM231 179V178H229ZM228 179L229 182H222L221 179L220 181H217L221 184V186H223V188H226L228 190V194H230V197L235 199V201L239 202L238 200L242 197V193L243 191L247 190L248 194L246 195V197H254V196H258L259 194L257 193V187H245V184H243V186L241 187L240 185L236 184L234 181H230ZM12 180V179H11ZM15 180V179H14ZM42 179L40 181H43ZM101 180V179H100ZM130 181L129 178L125 179V181ZM232 180V179H231ZM259 181L261 179H258ZM256 182H259V181ZM263 180V179H262ZM26 181V180H25ZM77 181V179H75V182ZM83 181H87L86 177H80L79 180L77 181L78 183H83ZM159 181V180H156ZM181 181H183L181 179ZM195 181V180H194ZM200 181V180H199ZM206 181V180H205ZM210 181V180H209ZM214 181V180H213ZM226 181V180H225ZM9 182V181H7ZM13 182V181H11ZM32 182V180H31ZM30 182V183H31ZM37 182V181H36ZM39 182V181H38ZM106 182V181H105ZM155 182V181H154ZM160 182V181H159ZM215 182V181H214ZM216 182V183H217ZM253 182V181H252ZM250 182V183H252ZM255 182V183H256ZM262 182V181H261ZM15 182L11 183L14 185ZM20 183V182H19ZM41 183V182H40ZM44 183V181H43ZM62 183V184H61ZM74 183V182H72ZM180 183V182H179ZM204 183V182H203ZM213 183V182H212ZM264 185V181L262 182ZM10 184V185H11ZM24 184V183H23ZM77 184V183H75ZM74 184V185H75ZM87 184V183H86ZM102 184V183H101ZM156 184V182H155ZM206 184V183H205ZM253 184V183H252ZM9 185V186H10ZM26 185V184H25ZM42 185V184H41ZM47 185V184H46ZM45 184H43V186H46ZM73 185V184H72ZM103 185V184H102ZM112 185V184H111ZM211 185V184H210ZM12 186V185H11ZM22 186V185H21ZM27 186V185H26ZM63 186V187H62ZM77 186V185H75ZM100 186V185H99ZM107 186V185H106ZM156 186V185H155ZM153 186V187H155ZM190 186V185H189ZM187 186V187H189ZM209 186V183L206 185ZM220 186V187H221ZM240 186V187H239ZM249 186V185H248ZM257 186V184H256ZM260 186V185H259ZM2 187V186H1ZM7 187V186H6ZM13 187V186H12ZM159 187V188H160ZM214 187V186H213ZM14 188V187H13ZM46 188V187H45ZM74 187H72L71 189H73ZM99 188V187H98ZM105 188V187H104ZM107 188V187H106ZM158 188V190H159ZM178 188V187H177ZM184 188V187H183ZM190 188V187H189ZM215 188V187H214ZM29 189V188H28ZM95 189V188H94ZM156 189V188H155ZM195 189V187H194ZM202 189V188H201ZM225 189V190H226ZM2 190V189H1ZM0 190V191H1ZM70 190V189H69ZM75 190V189H73ZM99 190V189H98ZM112 191V189H110ZM173 190V191H174ZM184 190V189H183ZM189 190V189H187ZM191 190V189H190ZM189 190V192H190ZM261 190V189H260ZM3 191V190H2ZM12 191V190H11ZM38 191V190H37ZM63 191V192H64ZM77 191V190H76ZM75 191V192H76ZM151 191V190H150ZM148 191V192H150ZM185 191V190H184ZM62 192V193H63ZM73 192V191H72ZM80 192V190H79ZM101 192V191H100ZM117 192V191H116ZM159 192V191H157ZM175 192V191H174ZM181 192V191H180ZM187 192V191H186ZM184 192V193H186ZM246 192V191H245ZM1 193V192H0ZM6 193V192H5ZM25 193V192H24ZM40 193V194H41ZM61 193V194H62ZM67 193V192H66ZM151 193V192H150ZM149 193V194H150ZM177 192H175L174 194H176ZM28 195V192L25 193ZM24 194V195H25ZM34 194V193H33ZM64 194V193H63ZM74 194V193H73ZM179 195V193H177ZM176 194V195H177ZM183 194V193H182ZM188 195V193H186ZM193 194V193H192ZM197 194V193H196ZM245 194V193H244ZM243 194V195H244ZM2 195V194H1ZM5 195V194H3ZM15 195V194H14ZM32 195V194H31ZM151 195V194H150ZM172 195V194H171ZM177 197H180L178 196ZM181 195V194H180ZM263 195V193H262ZM10 196V195H8ZM12 196V194H11ZM29 196V195H28ZM33 196V195H32ZM109 196V195H108ZM184 196V195H183ZM182 196V197H183ZM186 196V195H185ZM189 196L191 197V194H189ZM199 196V195H198ZM207 196V195H206ZM226 196V195H225ZM2 197V196H1ZM0 197V199H1ZM27 197V196H25ZM63 197V196H62ZM111 197V196H109ZM172 197V196H171ZM170 197V198H171ZM193 198L195 196H192ZM191 197V198H192ZM197 197V196H196ZM228 197V196H227ZM245 197V195H244ZM37 198V197H36ZM35 198V199H36ZM106 198V197H105ZM112 198V197H111ZM117 198V197H116ZM189 198V197H188ZM207 198V197H206ZM263 198V197H262ZM3 199V198H2ZM9 199V198H8ZM8 199H6L8 201ZM51 200V202L49 203V200ZM110 199V198H109ZM115 199V198H114ZM118 199V198H117ZM116 199V200H117ZM121 199V198H120ZM176 199V198H174ZM181 200H183V198L180 197ZM198 199V198H196ZM200 199V197H199ZM209 199V198H208ZM227 199V198H226ZM243 199V198H242ZM241 199V200H242ZM252 199V198H251ZM264 199V198H263ZM262 199V200H263ZM19 200V199H18ZM40 200V199H39ZM41 200V201H42ZM62 200V201H61ZM112 200V199H111ZM177 200V199H176ZM188 201H192L187 199ZM207 200V199H206ZM215 200V199H214ZM230 200V199H229ZM247 199H245L246 201ZM25 201V200H24ZM31 201V200H30ZM110 201V200H109ZM178 201H180L178 199ZM185 201V199L183 200V202ZM200 201V200H199ZM202 201V200H201ZM251 201V200H250ZM255 201V200H254ZM258 201V200H257ZM3 202L5 201H0L1 204H4ZM12 202V201H11ZM21 202V201H20ZM19 202V203H20ZM61 202V203H60ZM114 202V201H113ZM118 202V200H117ZM168 202V201H167ZM175 202V201H174ZM177 202V201H176ZM182 203V201H180ZM187 202V201H186ZM248 202V201H247ZM9 203V202H8ZM44 203V204H45ZM178 203V202H177ZM180 203V204H181ZM190 203V202H189ZM201 203V202H200ZM200 203H199V207H200ZM213 203V202H211ZM217 203V202H216ZM240 203V202H239ZM243 203V202H241ZM246 203V202H245ZM250 203V202H249ZM255 203V202H254ZM259 203V202H258ZM256 203V204H258ZM264 203V202H263ZM105 204V203H104ZM107 204V203H106ZM154 204V203H153ZM173 204V203H172ZM176 204V203H175ZM184 204V203H182ZM187 204V203H186ZM208 204V203H207ZM210 204V202H209ZM219 204V203H218ZM25 205V203L23 204ZM39 205V204H38ZM37 205V206H38ZM178 205V204H177ZM194 205V204H193ZM202 205V204H201ZM206 205V204H205ZM214 205V204H213ZM221 205V204H220ZM244 205V204H241ZM250 204H248L249 206ZM262 205V204H260ZM259 205V206H260ZM8 206V205H7ZM12 206V205H11ZM10 206V207H11ZM43 206V204H42ZM41 206V207H42ZM48 206V205H47ZM104 208H108V206L104 205ZM121 206V205H120ZM119 206V207H120ZM179 206V205H178ZM184 206V205H181ZM189 207V205H187ZM216 206V205H214ZM252 206V204H251ZM250 206V207H251ZM254 206V205H253ZM3 207V206H2ZM5 207H6V203H5ZM4 207V208H5ZM9 207V208H10ZM40 207V208H41ZM65 207V205L63 206ZM111 207V206H110ZM191 207H193L191 205ZM236 207V206H235ZM241 207V206H239ZM243 207V206H242ZM246 207V206H245ZM4 208H1L2 210H4ZM43 208V207H42ZM49 208V207H48ZM69 208V207H68ZM102 208V207H101ZM177 208V207H176ZM190 208V207H189ZM194 208V207H193ZM197 208V207H196ZM213 208V206L211 207V209ZM0 209V210H1ZM44 209V208H43ZM88 210V208H86ZM99 209V208H98ZM110 209V208H109ZM131 209V208H130ZM179 209V208H178ZM182 209V208H181ZM187 209V207H186ZM192 209V208H191ZM209 209V208H208ZM237 209V208H236ZM241 209V208H240ZM12 210V208H11ZM28 210V209H27ZM102 210H104L102 208ZM99 209V212L102 211ZM135 210V209H134ZM148 210V209H147ZM183 210V209H182ZM181 210V211H182ZM195 210V209H193ZM193 210H191L193 212ZM204 212V208L202 209ZM14 211V208H13ZM44 211V210H43ZM42 211V213H43ZM70 211V210H69ZM84 213L85 210H83ZM92 211V210H91ZM94 211V210H93ZM96 211H98L96 209ZM107 211V209L105 210ZM110 211V210H109ZM146 211V209H145ZM180 211V210H178ZM179 213H182V212ZM216 211V210H215ZM25 212V210H24ZM72 212V211H70ZM112 212V211H110ZM126 212V211H125ZM186 212V211H185ZM190 212V210L188 211ZM197 212V211H196ZM210 212V211H209ZM212 212V211H211ZM210 212V213H211ZM4 213V212H3ZM45 213V212H44ZM84 213H82L81 215H83ZM107 213H109L107 211ZM131 213V212H129ZM195 213V212H194ZM193 213V214H194ZM7 213V217H8ZM15 214V213H14ZM12 213V216L14 215ZM93 214V213H92ZM101 214V213H100ZM111 214V213H110ZM110 214H106L107 216ZM114 214V213H113ZM112 214V215H113ZM123 214V213H122ZM126 214V213H125ZM138 214V213H137ZM141 214V213H140ZM139 214V215H140ZM147 214V212H146ZM187 214V213H186ZM192 213H190L191 216ZM197 214V213H196ZM195 214V215H196ZM2 215V213H1ZM0 215V216H1ZM6 215V213H5ZM4 215V217H6ZM11 215V214H10ZM72 215V213H71ZM76 215V214H75ZM91 215V214H90ZM117 215V214H116ZM128 215V214H127ZM183 215L184 212H183ZM202 215V213H201ZM217 215V214H216ZM121 216V215H120ZM119 216V217H120ZM147 216V215H146ZM178 216H180V214H178ZM187 216V215H185ZM184 216V217H185ZM189 216V215H188ZM197 216V215H196ZM3 217V216H2ZM10 217V216H9ZM8 217V218H9ZM18 217V216H17ZM44 217V216H43ZM46 217V216H45ZM72 217H74V215H72ZM96 217V216H95ZM103 217V215H102ZM115 217V214H114ZM118 217V216H117ZM193 217V216H192ZM203 217V216H202ZM213 217V216H211ZM84 218V217H83ZM98 218V216H97ZM104 218V217H103ZM111 218V217H110ZM178 218V219H177ZM187 218V217H186ZM208 218V217H207ZM5 219V218H4ZM4 219H2L1 221H3ZM20 219V218H18ZM88 219V218H87ZM114 219V218H113ZM182 219V217H181ZM185 219V218H183ZM203 219V218H202ZM213 219V218H212ZM8 220V219H7ZM7 220H5L7 222ZM32 220V219H31ZM86 220V219H85ZM94 220H96L94 218ZM97 222H100L102 219H97ZM100 220V221H99ZM108 220V218H107ZM106 220V221H107ZM112 221V218L110 219ZM122 220V219H121ZM126 220V219H125ZM211 220V219H210ZM5 221H3L5 223ZM11 221V220H9ZM15 221V219H14ZM22 221V220H21ZM88 221V220H87ZM93 221V220H90ZM103 221V220H102ZM115 221V219H114ZM119 221V220H117ZM134 221V220H133ZM142 221V220H141ZM182 221V220H181ZM2 222V223H3ZM16 222V221H15ZM30 222V221H29ZM120 222V221H119ZM118 222V223H119ZM128 222V221H126ZM132 222V221H131ZM128 222V223H131ZM222 222V221H221ZM9 223V222H8ZM7 223V224H8ZM94 223V222H93ZM96 223V222H95ZM102 223V222H101ZM111 223V222H110ZM114 223V222H113ZM150 223V222H149ZM18 224V223H16ZM45 224H48V222L42 223V225L44 226ZM92 224V223H91ZM98 224V223H96ZM100 224V223H99ZM104 224V223H103ZM102 224V225H103ZM108 224V223H106ZM105 224V226H106ZM120 224V223H119ZM118 224V225H119ZM125 224V223H124ZM145 224V223H142ZM10 225V224H9ZM27 225V224H26ZM83 225V224H81ZM117 225V224H116ZM117 225V226H118ZM129 225V224H128ZM146 225V224H145ZM148 225V223H147ZM212 225V224H210ZM6 226V225H5ZM14 226V225H13ZM55 226V228L57 227ZM63 226V227H62ZM77 226V225H76ZM85 226V225H83ZM94 226V224H93ZM98 226V225H97ZM104 226V225H103ZM112 226V225H111ZM116 226V227H117ZM123 226V225H122ZM176 226L175 229L178 228L177 232H180L183 234L184 236V246H182L181 249H178L176 247V243L174 245V238H176V233L174 231V227ZM62 227V228H61ZM82 227V226H80ZM89 227V225L87 226ZM86 227V229H87ZM96 227V225L94 226ZM108 227V226H107ZM100 227L98 226V232L95 233L98 237H100V241H103V244L106 248L105 250L103 249V247L101 249H103L104 251L102 252V250H97L94 245L93 248H95L98 252L96 254V257H94L97 260H100L98 264H110V262L112 264H128L127 261H124V257L121 258L118 254V252L115 251L116 248L120 241L118 240L119 238H121V236L119 237V230H118V234L114 231L115 228L110 230V227ZM121 227V225L119 226ZM129 227V226H127ZM141 227V226H140ZM144 227V226H143ZM147 227V226H145ZM214 227V226H213ZM2 228V227H1ZM39 228V227H38ZM49 228V227H48ZM73 228V227H72ZM83 228V227H82ZM81 228V230H82ZM85 228V227H84ZM122 228V227H121ZM124 228V227H123ZM122 228V230H123ZM134 228V227H133ZM211 228V227H210ZM215 228V227H214ZM4 229H8V228H4ZM30 229V228H29ZM57 229V228H56ZM66 229V228H65ZM89 229V228H88ZM96 228H92V230H94ZM118 229V228H117ZM125 229V228H124ZM145 229V228H144ZM152 229V227L150 228V230ZM212 229V228H211ZM13 230V229H12ZM50 230V229H49ZM58 230V231H59ZM68 230V228L66 229ZM65 230V232H66ZM85 230V229H83ZM82 230V231H83ZM91 230V228H90ZM91 230V231H92ZM130 230V229H128ZM140 230V229H139ZM214 230V229H213ZM212 230V232H213ZM219 230V229H218ZM5 231V230H3ZM10 231V229H9ZM31 231V230H30ZM57 231V230H56ZM90 231V232H91ZM127 231V230H126ZM132 231V230H131ZM211 231V230H210ZM260 231V230H259ZM8 232V230H7ZM11 232V231H10ZM9 232V233H10ZM29 232V231H28ZM62 232V231H60ZM64 232V231H63ZM62 232V234H63ZM86 231H84L85 233ZM125 232V231H124ZM141 232H142V228H141ZM151 232V233H152ZM8 233V234H9ZM58 233V232H57ZM71 233V232H70ZM83 233V234H84ZM89 233V232H87ZM85 233V236L86 234ZM94 233V231H93ZM92 233V234H93ZM130 233V232H129ZM136 233V231H135ZM143 233V232H142ZM149 233V232H148ZM215 233V232H214ZM213 233V234H214ZM3 234V233H2ZM12 234V233H11ZM60 234V233H59ZM116 234H117V238H116ZM122 234V233H121ZM120 234V235H121ZM126 234V233H125ZM6 236V234H3ZM69 235V234H67ZM89 235V234H88ZM94 235V234H93ZM137 235V234H136ZM135 235V236H136ZM139 235V234H138ZM147 235V234H146ZM8 236V235H7ZM84 236V235H83ZM94 235V237H97ZM140 236V235H139ZM49 237H52V235H50ZM180 237V236H179ZM219 237V236H216ZM16 238V236H15ZM87 238V237H86ZM115 238L118 240L116 242H118V245L115 247L114 242H115ZM128 239V237H126ZM124 238V239H126ZM137 238V236L135 237ZM134 238V239H135ZM3 239V238H2ZM6 239V238H4ZM8 239V237H7ZM55 240L56 238H52V240ZM58 239V238H57ZM73 239V238H70ZM76 239H78L76 237ZM123 239V238H122ZM178 239V238H177ZM176 239V240H177ZM182 239V237H181ZM214 239V240H213ZM243 239V238H242ZM12 240V239H11ZM19 240V238H18ZM25 240V238H24ZM30 240V239H29ZM59 240V239H58ZM62 240V239H61ZM80 240V238H79ZM83 240V239H82ZM85 240V238H84ZM88 240V238L86 239ZM96 240V239H95ZM121 240V239H120ZM6 241V240H5ZM13 241V240H12ZM17 241V240H15ZM67 241V240H66ZM66 241L63 239V242ZM72 241V240H71ZM78 241V240H76ZM76 241H74L76 243ZM81 241V240H80ZM90 241V239H89ZM98 241V242H100ZM123 241V240H122ZM125 241V240H124ZM127 241V240H126ZM131 241V239H130ZM151 241V240H150ZM181 241V240H180ZM183 241V240H182ZM219 241V240H218ZM246 241V240H245ZM2 242V241H0ZM10 242V240H9ZM14 242V241H13ZM91 242L94 243L93 240H91ZM115 242V243H116ZM132 242V241H131ZM130 242V243H131ZM148 242V241H147ZM217 242V241H216ZM264 242V241H263ZM4 243V240L2 242V244ZM70 243V242H69ZM74 243V244H75ZM96 243V241H95ZM94 243V244H95ZM129 243V244H130ZM159 243V242H158ZM18 244V243H16ZM60 244V243H59ZM63 244V243H61ZM72 244V243H71ZM80 244V243H79ZM77 244V246L79 245ZM92 244V243H90ZM98 244V243H97ZM96 246H101V244ZM132 244V243H131ZM145 244V243H144ZM149 244V243H148ZM151 244V243H150ZM153 244V243H152ZM156 244V243H155ZM212 244V243H211ZM219 244V242H218ZM26 245V243H25ZM126 245V244H125ZM140 245V244H139ZM138 245V246H139ZM146 245V244H145ZM157 245V244H156ZM216 245V243H215ZM214 245V246H215ZM223 245V243L221 244V246ZM4 246V245H3ZM8 246V247H7ZM7 246H4L6 248L4 249H0V258L5 257L4 253L9 250L8 248H12V249H17L16 245L12 244V243H8ZM22 246V245H21ZM20 246V247H21ZM27 246V245H26ZM61 246V245H60ZM59 246V247H60ZM134 246V245H132ZM226 246V245H225ZM34 247V246H33ZM64 247V246H63ZM62 247V248H63ZM68 247V246H66ZM71 247V246H70ZM136 247V246H135ZM154 247V245H153ZM158 247V246H157ZM161 247V246H160ZM244 247V246H243ZM1 248V247H0ZM3 248V247H2ZM75 248V247H74ZM122 249V246L120 247ZM127 248V247H126ZM129 248V247H128ZM127 248V249H128ZM137 248V247H136ZM135 248V249H136ZM219 248V247H218ZM223 248V247H222ZM256 248V246H255ZM260 248V247H259ZM35 249V248H34ZM32 247H28V249L26 250H19L18 254H16V256L18 255L19 258L22 260V256H24V252H28V254L30 255L29 257L36 259V257H38L36 255V251L34 250ZM84 249V248H83ZM90 249V248H89ZM139 249V248H138ZM221 249V248H220ZM225 249V248H223ZM222 249V250H223ZM232 249V247L230 248ZM254 249V248H253ZM18 250V249H17ZM63 250L65 251V249L63 248ZM70 249L68 248L67 251H69ZM72 250V249H71ZM70 250V251H71ZM76 250V249H74ZM82 250V249H79ZM85 250V249H84ZM129 250H132L129 248ZM128 250V251H129ZM221 250V253H222ZM251 250V249H250ZM255 250V249H254ZM263 250V249H262ZM13 251V250H12ZM59 251V250H58ZM66 251V252H67ZM124 251V250H123ZM126 251V249H125ZM139 251V250H138ZM65 252V253H66ZM90 252V251H89ZM91 252H93V249L91 248ZM132 251H130L131 253ZM157 252V251H155ZM161 252V251H160ZM226 252V250H225ZM241 252V250H240ZM247 252V251H246ZM251 253V251H249ZM253 252V251H252ZM256 252V251H254ZM258 252V251H257ZM7 253V252H6ZM13 253V252H12ZM17 253L14 252V254ZM62 252H60L61 254ZM70 253V252H69ZM74 253V252H73ZM124 253V252H122ZM134 253V252H133ZM132 253V254H133ZM138 253V252H137ZM244 253V252H243ZM264 253V252H263ZM262 253V254H263ZM38 254V253H37ZM86 254H88L86 252ZM139 254V253H138ZM137 254V255H138ZM154 254V253H153ZM223 254V253H222ZM227 254V253H226ZM225 254V255H226ZM235 254V253H234ZM239 254V252H238ZM59 255V254H58ZM64 255V254H63ZM61 255V257L63 256ZM124 254H121V256ZM149 255V254H148ZM161 255V254H160ZM223 255V256H225ZM250 255V254H249ZM255 255V254H254ZM260 255V254H259ZM12 256V255H11ZM28 256V255H27ZM85 256V255H84ZM83 256V258H84ZM125 256V255H124ZM143 256V255H142ZM141 256V257H142ZM154 256V255H153ZM241 256V255H240ZM245 256V255H244ZM247 256V255H246ZM10 257V256H9ZM127 257V255H126ZM125 257V258H126ZM140 257V258H141ZM145 257V256H143ZM159 257V255H158ZM158 257H156L158 259ZM169 257V258H167ZM237 257V256H236ZM253 257V255H252ZM257 257V255H256ZM264 257V256H263ZM8 258V257H7ZM58 258V257H56ZM134 258V257H133ZM132 258V259H133ZM136 258V256H135ZM134 258V259H135ZM139 258V257H138ZM149 258V257H148ZM171 258V259H170ZM226 258V257H225ZM228 258V257H227ZM244 258V257H242ZM257 258H260L257 257ZM17 259V258H16ZM24 259V258H23ZM28 259V258H27ZM55 259V258H54ZM64 259V258H63ZM61 259V261L63 260ZM67 259V258H66ZM131 259V260H132ZM246 259V258H245ZM249 259V257H248ZM252 259V258H250ZM249 259V260H250ZM261 259V258H260ZM264 259V258H263ZM3 260V259H2ZM12 260L13 256H12ZM11 260V261H12ZM19 260V259H18ZM38 260V259H37ZM51 260V259H50ZM60 260V256L58 258V261ZM65 260V259H64ZM83 259H81L82 261ZM127 260V259H126ZM141 260V259H140ZM139 260V261H140ZM143 260V258H142ZM148 260V259H147ZM228 260V259H227ZM247 260V259H246ZM258 260V259H257ZM262 260V259H261ZM8 261V260H7ZM17 261V260H16ZM20 261V260H19ZM52 261V260H51ZM85 262V258L83 260ZM129 261V260H128ZM137 261V260H136ZM144 261V260H143ZM142 261V262H143ZM156 261V260H155ZM243 260H240V262ZM251 261V260H250ZM263 261V260H262ZM18 262V261H17ZM35 262V261H33ZM53 262V261H52ZM70 262V261H69ZM149 262V261H148ZM147 262V263H148ZM158 262V261H157ZM228 262V261H227ZM1 263V261H0ZM3 263V262H2ZM8 263V262H7ZM14 263V262H12ZM19 263V262H18ZM17 263V264H18ZM23 263V262H22ZM56 263V262H55ZM54 263V264H55ZM60 263V261H59ZM132 262H129V264ZM137 263V262H136ZM141 263V262H140ZM139 262L137 264H140ZM230 263V262H229ZM232 263V262H231ZM237 263V262H236ZM243 262H241L242 264ZM247 263V262H246ZM252 263V262H251ZM5 264V263H4ZM29 264V262H28ZM31 264V263H30ZM37 264V261H36ZM58 264V263H57ZM63 264V262H62ZM153 264V263H152ZM156 264V262H155ZM248 264V263H247Z\"/></svg>",
  "mask_w": 264,
  "mask_h": 264
}]
</instances>
